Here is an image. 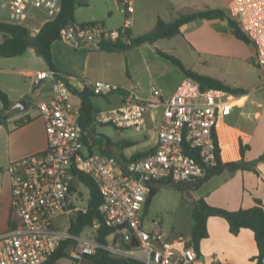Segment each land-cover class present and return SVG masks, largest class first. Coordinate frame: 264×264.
I'll return each instance as SVG.
<instances>
[{"label": "built area", "instance_id": "2783aa9c", "mask_svg": "<svg viewBox=\"0 0 264 264\" xmlns=\"http://www.w3.org/2000/svg\"><path fill=\"white\" fill-rule=\"evenodd\" d=\"M117 1L123 14L134 12L131 1ZM228 10L256 48L254 63L264 85V0H233ZM34 11L45 16L44 21ZM62 11V0H0V23L28 28L27 20L33 19L44 25ZM130 26L129 19L117 30L101 23L69 24L62 28V40L75 47L100 46L115 42ZM45 79L53 81L54 97L38 103L37 110L44 121L47 148L6 168L12 214L11 226L0 233V264H46L68 241L76 243L68 249L72 264H85L99 249L140 264H198L199 252L190 239H173L156 221L147 225L145 206L156 182L196 183L220 164L242 161L249 139L229 122L235 97L223 89H203L187 78L169 98L154 89L150 99L118 83L85 80V89L94 95L123 93L120 106L96 115L99 125L145 132L152 109L162 107L157 148L123 169L114 156L85 153L82 113L73 102L75 93L68 79L53 71L37 72L35 84ZM79 173L99 189L101 219L75 235L71 232L74 217L88 213L90 200L80 205L84 197L77 187L84 184L76 183ZM102 225L112 232L106 244L97 240Z\"/></svg>", "mask_w": 264, "mask_h": 264}, {"label": "crops", "instance_id": "0c3cea01", "mask_svg": "<svg viewBox=\"0 0 264 264\" xmlns=\"http://www.w3.org/2000/svg\"><path fill=\"white\" fill-rule=\"evenodd\" d=\"M127 1H131L134 6V12L129 14L131 15L130 30L133 37H138L152 31L159 19L171 22L181 14L206 9L223 10L230 16L228 8L233 0ZM112 6L121 12L117 0H77L75 21L79 24L101 23L108 30L122 28L125 25V19L117 26L109 22L113 14ZM98 7L103 12L100 13ZM84 8H93L99 12L84 19L79 15V11ZM107 13L109 18H107ZM42 27L43 25L33 26L30 30L38 33ZM143 28L146 31H140ZM181 32V35L173 39H179L181 46L186 47L188 52L209 58L221 66L228 64L235 67L236 62L255 64V46L237 39L227 20L195 21L184 25ZM7 38V35L0 34V44ZM143 46L127 52H110L92 48L91 45L75 47L62 40L52 45L56 72L66 77L71 88L78 94L85 91L90 94L93 121L86 129H83L87 138L84 142L88 154L118 156L122 153L127 160H131L139 154H149L157 148V131L162 120V107L152 109L148 119V129L145 132L129 130L138 134L136 138L132 137L133 134L126 133V131L124 134V131L120 132L114 128L119 139L105 137L111 139L116 145L102 146L100 143L103 138L99 137L96 132V125H98L96 115L100 111L120 106L123 93L97 96L90 90H86L83 84L85 80L110 81L120 84L125 90H137L145 99L152 98V93H146L141 82L144 73L140 71L145 69V73L148 72L143 56ZM135 53L139 57L134 65ZM46 71L53 70L33 48H29L21 56L0 57V89L8 95L11 109L15 108L14 111L10 109L9 112H2L3 104L0 100V115H2L0 119V122L2 121L0 124V233L6 232L11 226L12 191L6 172L7 166L13 161L42 152L47 148L45 125L41 113L37 110V104L54 97L53 81L45 79L39 85L35 84L36 73ZM222 82L232 88L243 90V93L232 94L235 97V107L229 122L231 124L233 121L232 125L249 139L244 160L246 162L255 161L264 154V85L251 76ZM179 85L174 86L173 93ZM162 93L164 98H169L173 94L163 91ZM78 94H75L73 102L81 109L82 98ZM23 101L27 105L20 106L19 104ZM137 159L139 158L135 160ZM256 171L231 172L226 170L211 177L198 189L191 188L199 194L196 200L203 199L210 206L229 211L249 209L256 205L257 200L264 205V162L257 164ZM186 186L189 187V185ZM208 232V238L200 244L198 264H257L256 257L259 254V248L255 234L250 229H242L238 234H232L225 219L212 216L208 219ZM109 239L112 237L110 236ZM63 260L68 259H61L58 264ZM70 263L72 264L71 260Z\"/></svg>", "mask_w": 264, "mask_h": 264}, {"label": "trees", "instance_id": "16d2710c", "mask_svg": "<svg viewBox=\"0 0 264 264\" xmlns=\"http://www.w3.org/2000/svg\"><path fill=\"white\" fill-rule=\"evenodd\" d=\"M63 1V11L60 16L52 22H48L43 25L38 33H33L28 28L18 25H11L6 23H0V34L7 35L8 38L0 44V57L10 58L23 55L29 48L36 50L37 54L45 59L47 64L53 70L57 77H61L55 70L53 55H52V45L56 41L62 40V28L66 25H90L93 23L79 24L75 21V11L77 7V0H62ZM221 19L227 20L233 35L243 41L246 44H251V41L245 35V33L240 29L238 23L223 10L217 9H206L204 11H198L189 14H181L175 20L171 22H165L159 19L156 27L141 36L133 37L131 30H127L124 35H121L119 39L115 42H105L99 46L100 49L104 51H123L127 52L135 48L141 47L145 44H155L157 41L162 39H172L176 36L182 34L181 28L189 23L201 20H214ZM158 53L171 62L173 65L178 67L184 74L185 78L191 79L201 85L203 89H223L227 92L237 95L243 93V90L232 88L222 81L215 78L202 75L192 69L187 68L184 63L175 56L169 55L167 53L158 51ZM128 73V72H127ZM72 89V88H71ZM75 94H78L72 89ZM82 98L81 104V128L83 141L86 142V134L83 133V129H86L88 125L93 121V106L90 100V94L88 91L78 94ZM0 100L3 104L2 112H9L11 109V102L8 95L0 89ZM2 121L0 122V124ZM103 141L100 143L102 146H114L116 145L111 139L103 136ZM247 146L242 149L243 159L240 162L220 164L218 167L209 170L205 178L199 180L196 183H191L194 189H198L204 182L209 180L211 177L221 174L222 172L228 170L231 172H236L238 170H253L256 171V166L260 162H264V154L260 156L257 160L252 162H246L244 160L245 151ZM147 153L139 154L138 156L127 160L125 156L120 153L118 156H114L120 162L121 166L125 167V164L129 161L135 160L136 158H141L146 156ZM109 156V155H108ZM82 183L90 190V200H89V211L86 215L78 214L74 217L72 222L71 232L75 235H80L85 228L91 227L95 220H100L101 216L98 211L99 205L101 203V195L98 187L94 182L84 176L83 174H78ZM180 184H172L168 181H160L153 184L154 187H181ZM73 191L76 190L75 187L72 188ZM152 201L151 194L147 200L145 206V212L147 213ZM195 208L193 210V220L194 224L192 227L190 235V243L193 244L196 250L200 251L201 242L208 238V219L212 216H217L225 219L229 226L232 234H238L242 229H250L255 234V239L259 248V254L256 257L257 264L264 263V205L260 200L256 201V205L249 209H241L238 211H229L221 208H216L210 206L205 200L199 199L194 201ZM111 230L106 228L104 225L98 230L97 240L102 243H107V238L111 235ZM76 243L74 241L65 242L59 250L46 262V264H58L61 259L68 258V249L74 246ZM140 264L134 261L125 260L124 258H119L112 255L110 252L99 249L97 253L93 256H89L85 260V264Z\"/></svg>", "mask_w": 264, "mask_h": 264}, {"label": "rangeland", "instance_id": "374dc122", "mask_svg": "<svg viewBox=\"0 0 264 264\" xmlns=\"http://www.w3.org/2000/svg\"><path fill=\"white\" fill-rule=\"evenodd\" d=\"M111 8L113 10V14L111 15L112 18L109 21L111 25L117 26L123 23L124 19L125 21L126 19H131V15L122 14L119 9H116V7L112 6ZM99 11L100 13L103 12L100 8ZM99 11L93 8H84L79 11V15L85 19L92 16L93 13H97ZM33 15L41 22L45 19V16L40 14L38 11H34ZM108 15L109 14L107 13V18H109ZM26 24L28 28L41 26V23H38L33 19H28ZM140 31L146 30L143 28ZM143 48V56L146 60L145 63L146 67H148V72L145 73V69H143L140 73H144L141 78V82L146 93L151 94L154 89L161 90L164 93H173L175 89L174 86L176 84H180L181 80L184 78V74L178 67L163 58L159 53H156L159 50L177 57L187 68L200 74L211 76L217 80H232L251 76L263 85L261 74L255 64H251L250 62L248 64L236 62L235 67L229 66L228 64L221 66L216 61H211L209 58H203L197 53L188 52L187 48L181 46L179 39L176 38L159 40L156 45L145 44ZM138 57L137 53H135L134 65L138 62ZM105 102L107 103V101ZM231 124H233V121H231ZM125 131L126 133L133 134L132 137L135 138L138 135L129 130ZM96 132L99 137L107 136L114 140L119 139L117 132L111 125L98 124L96 125ZM85 153L88 154V150H86ZM186 185L189 184H185L181 187L152 188V201L150 207L148 208V214L144 212L147 225H150V222L152 221L159 222V224L166 231L172 233L171 236L173 239L182 237L189 240L188 237L191 235L194 224V201H196L197 197H199V194L191 188L192 185H189L190 188ZM77 189L82 191L84 203H80V205L84 206L89 200L90 190L84 185L78 186ZM66 259L68 260H63L60 264H71L70 258L68 257Z\"/></svg>", "mask_w": 264, "mask_h": 264}, {"label": "water", "instance_id": "95a60500", "mask_svg": "<svg viewBox=\"0 0 264 264\" xmlns=\"http://www.w3.org/2000/svg\"><path fill=\"white\" fill-rule=\"evenodd\" d=\"M91 47H92V48H95V49H98V48H99V46L94 45V44H91ZM19 105H20V106H25V105H27V104H26V102L23 101V102H21ZM14 109H15V108H12L11 111H14ZM1 118H2V115H0V119H1ZM79 181H80V179L78 178V179L76 180V183H79Z\"/></svg>", "mask_w": 264, "mask_h": 264}]
</instances>
